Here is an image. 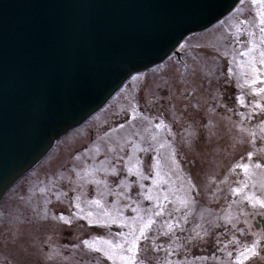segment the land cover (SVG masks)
Here are the masks:
<instances>
[{"label": "rangeland", "instance_id": "1", "mask_svg": "<svg viewBox=\"0 0 264 264\" xmlns=\"http://www.w3.org/2000/svg\"><path fill=\"white\" fill-rule=\"evenodd\" d=\"M260 11L254 0H241L221 21L188 35L177 47L179 60L171 54L131 76L79 128L109 130L93 140L87 135L71 148L87 144L79 156H92L98 140L100 156H106L101 165L86 166L76 155L80 164L75 166L71 152L73 164L59 174V142L13 185L0 202V264H125L121 256L132 257L127 264H180L178 254H185L191 244L201 251L212 245L218 251L217 257L195 259L197 264H208V259L220 264L223 257L228 264H257L264 235L252 224L256 215L264 216L259 203L264 200ZM224 91L231 95L229 109L224 108ZM144 160L146 170L134 172ZM238 165H248L247 171ZM118 169L134 174L133 181L107 176ZM57 176L60 184L63 180L60 189ZM92 202L100 207H93V214L85 208ZM68 203L74 206L64 218L61 206ZM77 213L105 226L93 231L89 224L98 223L80 224ZM68 221L73 231L64 243ZM45 222L63 229L48 233L44 225L37 233L38 223ZM35 236L49 239L50 252L40 250L41 240L32 242ZM97 237L123 247L112 249L109 259L84 243L96 241L107 249ZM182 262L192 264L185 255Z\"/></svg>", "mask_w": 264, "mask_h": 264}, {"label": "water", "instance_id": "2", "mask_svg": "<svg viewBox=\"0 0 264 264\" xmlns=\"http://www.w3.org/2000/svg\"><path fill=\"white\" fill-rule=\"evenodd\" d=\"M238 0H0V200L133 73Z\"/></svg>", "mask_w": 264, "mask_h": 264}, {"label": "flooded vegetation", "instance_id": "3", "mask_svg": "<svg viewBox=\"0 0 264 264\" xmlns=\"http://www.w3.org/2000/svg\"><path fill=\"white\" fill-rule=\"evenodd\" d=\"M96 131H97V128L96 127L87 128V129H84V130H79L77 133H75V136L74 137H71V139H68L66 141L63 140L60 143V146H59V148L57 150V157H58L57 163H58V166L61 169L70 168L71 165L73 164L72 163V159H71L72 156H71V152L70 151H71V148L73 147L74 143L77 142L78 140H81L83 137H86L87 135L90 136V140H93L94 137H95V135L97 134ZM82 148H85V149H82ZM86 149H87V144H83V146H80L79 148H74V154L76 155L77 153H79V152H81L83 150H86ZM54 155H55V153H54ZM67 157H69L71 160H67ZM80 158H82L83 162H88L90 160V157L84 156V155L82 157H80ZM139 160H141V159L139 158ZM49 162H51V161H49ZM77 164H80L79 159L75 160V162H74V165L75 166H78ZM145 164H146V161L144 160L143 163H141V164L138 165L137 169L134 170V172H138V173L144 172L146 170ZM141 167H143V168H141ZM69 176H71V175H69ZM107 176L108 177L113 176L114 179H116L117 181L120 180V179H122V178L128 177V181L129 182L133 181V178H134V174L129 173L127 175L126 172L125 171H122L121 169H118V172L115 175L108 174ZM58 178H59V176H57V178L54 181L57 183L58 186H61L63 180L61 179V184H60L58 182V180H57ZM88 190H89V186H87V191ZM71 192H72V190L70 191V193ZM91 196L92 195H90V197ZM99 204L100 203H98V205ZM98 205L92 202V207H97ZM73 206L74 205L68 203V208L70 209V213H71V207H73ZM85 208L88 209V210H90L91 206L88 204V206H86ZM80 221L83 223L84 222V219L83 218H80ZM260 223L261 222H259V224H258L259 225V228L258 229H261L262 231H264V227ZM39 225H41V229L43 230V226L44 225L43 224H39ZM69 225H70V223L67 224V227L70 229V231L67 230V229H65L63 231V234L64 235H63L62 241L64 243L67 241V238L66 237L72 235L73 229ZM46 226H47V232L48 233L50 232V230L53 231V229L55 231V228L53 226H51L50 224H47ZM95 229H98V228L95 227ZM46 234L44 232V235L43 236H46ZM34 240H37L36 243H38V240H41L40 244L38 243L40 245V250L41 251L42 250H49V252H50V250L52 248V245L50 246L49 243H51V242L49 241L48 238L46 240L44 237L41 238V236H39V237L35 238ZM45 240L48 243H46ZM259 246H260V249H259V253H258L257 264H264V235L259 240ZM211 247H212V245H207V246L204 247V250L201 251V250L197 249L196 247H193V244H191L190 247L186 249V253L185 254L183 252H181V253L178 254L177 257H179V259H180L179 263L180 264H183L182 260H184V255L186 256V258L188 257V258H190L192 260V264H197V261H195V259L200 258L202 256L203 257H206V258H209V257H217L218 251L217 250H213ZM208 260H209V263L208 264H214V263H211V259H208ZM220 264H228L227 259L225 257H223L221 259V263Z\"/></svg>", "mask_w": 264, "mask_h": 264}, {"label": "snow or ice", "instance_id": "4", "mask_svg": "<svg viewBox=\"0 0 264 264\" xmlns=\"http://www.w3.org/2000/svg\"><path fill=\"white\" fill-rule=\"evenodd\" d=\"M254 2H257L261 5V11L259 12V15L261 17V23L264 24V0H254ZM261 32L264 33V28L261 29ZM245 55H247V53H245ZM260 63L264 64V52H261V60H260ZM258 70L253 68V73L255 74ZM252 83H255V81L253 80ZM259 91L261 92H264V89H260ZM162 125H158V127H160ZM251 155V154H249ZM239 167H242L245 169V171H247L248 169V165H238ZM259 166V165H258ZM96 203H99V201H96ZM259 203L261 204L262 207H264V200L262 201H259ZM92 221H90L91 223ZM115 222V221H113ZM68 223H71V221H68ZM98 223V221H97ZM151 224V220L148 221L147 224L144 225V228H147L149 225ZM143 232H144V229H141V235H143ZM98 241H101V243L103 245H107V249L103 248V247H98L97 246V243L96 241H93V242H89V241H84V243L86 245H88L90 248H94L96 251H102L104 252V254L106 256H108L109 259H113V255L111 254V250L112 249H115V248H122L123 245H116V244H113L112 241H108V240H103L102 238L100 237H97L96 238ZM132 243V248L134 249L136 247V242H135V238L133 239V241L131 242ZM131 251V249H130ZM120 259L122 261L125 262V264H127V262L129 260L132 259V257L128 256H121Z\"/></svg>", "mask_w": 264, "mask_h": 264}]
</instances>
